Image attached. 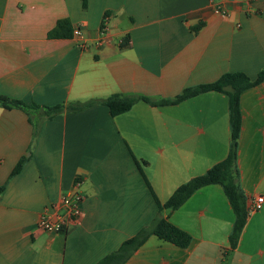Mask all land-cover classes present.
<instances>
[{
    "label": "crops",
    "instance_id": "1",
    "mask_svg": "<svg viewBox=\"0 0 264 264\" xmlns=\"http://www.w3.org/2000/svg\"><path fill=\"white\" fill-rule=\"evenodd\" d=\"M61 19L81 29L86 48L48 38ZM263 70L264 0H87L86 8L83 0H0V96L27 105L172 100L226 73L255 80ZM240 109L237 181L249 210L264 197V82L241 95ZM230 145L229 99L219 92L171 106L138 102L117 117L101 104L51 119L0 104V264H98L159 215L191 245L151 236L126 264H264V203L232 249L235 215L222 186L198 190L176 211L160 212L153 195L166 203L225 160ZM78 180V222L59 234L38 228Z\"/></svg>",
    "mask_w": 264,
    "mask_h": 264
},
{
    "label": "trees",
    "instance_id": "2",
    "mask_svg": "<svg viewBox=\"0 0 264 264\" xmlns=\"http://www.w3.org/2000/svg\"><path fill=\"white\" fill-rule=\"evenodd\" d=\"M83 5L84 8L87 7V0H83ZM197 29L198 27L194 28V30ZM73 33L74 28L70 20L61 19L48 33V38L62 40L72 39ZM262 82H264V70L259 73L255 80H252L243 72L226 73L214 83L185 89L181 95L172 100L155 101L142 96L113 95L105 100H91L69 105H56L49 107L27 105L23 102L10 100L0 96V104L7 109L19 108L27 112L30 110H41L49 119L65 111L80 112L94 105L101 104L109 109L112 117H117L129 112L138 102H144L153 107H162L178 105L190 98H194L207 92H219L227 95L229 99L231 128V145L227 158L214 165L206 174L195 177L186 184L181 185L166 203H160L155 194L153 195L160 212L163 210L176 211L180 209L198 190L211 185L222 186L235 215V223L229 239L230 247L235 249L249 217L246 198L237 181L239 173L237 166L238 140L240 138L242 127L240 99L245 91L260 85ZM134 160L138 165L141 174L145 177L143 168L135 158ZM23 163L24 160H21L17 164L12 175H16L21 171ZM144 164H147V162ZM145 180L152 191L146 177ZM3 191L4 186L0 185V195ZM151 236H156L160 240L174 244L182 249L188 248L192 242V237L189 233L171 223L168 218L159 215L150 227L142 229L136 236L125 241L117 251L106 256L98 264H126Z\"/></svg>",
    "mask_w": 264,
    "mask_h": 264
},
{
    "label": "built area",
    "instance_id": "3",
    "mask_svg": "<svg viewBox=\"0 0 264 264\" xmlns=\"http://www.w3.org/2000/svg\"><path fill=\"white\" fill-rule=\"evenodd\" d=\"M218 14L227 16L228 10L223 7H218L216 9ZM107 20L101 28V38L97 43V46L102 47L107 42L108 36V26ZM81 29L79 27L74 29L73 39L79 41V46L81 48H86V44L82 42L81 39ZM82 182L78 180L75 183L74 190L67 195L61 197L59 210L55 213H50L48 211L43 212L37 222L38 228L47 232L59 234L68 230L70 224L78 222L80 216L82 215V202L83 195L81 192ZM264 203V197L260 196L253 202L252 206L249 208V214L259 211L262 209Z\"/></svg>",
    "mask_w": 264,
    "mask_h": 264
}]
</instances>
